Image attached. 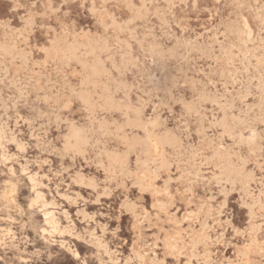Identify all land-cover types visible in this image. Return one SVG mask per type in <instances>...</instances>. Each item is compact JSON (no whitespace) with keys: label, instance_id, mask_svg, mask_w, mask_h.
Listing matches in <instances>:
<instances>
[{"label":"rangeland","instance_id":"1","mask_svg":"<svg viewBox=\"0 0 264 264\" xmlns=\"http://www.w3.org/2000/svg\"><path fill=\"white\" fill-rule=\"evenodd\" d=\"M36 1L0 0V264H264V0Z\"/></svg>","mask_w":264,"mask_h":264},{"label":"bare ground","instance_id":"2","mask_svg":"<svg viewBox=\"0 0 264 264\" xmlns=\"http://www.w3.org/2000/svg\"><path fill=\"white\" fill-rule=\"evenodd\" d=\"M38 1V0H37ZM36 1V2H37ZM111 1V0H110ZM140 1V0H139ZM143 1V0H142ZM149 1V0H148ZM155 1V0H154ZM168 1V0H167ZM167 1H165V2H167ZM111 2H113V1H111ZM256 2V1H255ZM18 3V2H17ZM156 3V2H155ZM174 3V2H173ZM172 3V4H173ZM257 3V2H256ZM175 4V3H174ZM131 5V4H130ZM50 6V5H49ZM132 6V5H131ZM135 6V5H134ZM52 9V8H51ZM148 10V9H147ZM256 12H259V11H256ZM53 13V12H52ZM166 13V12H165ZM159 14V13H158ZM105 15V14H104ZM261 15V14H260ZM264 16V15H263ZM115 17V16H114ZM261 17H262V15H261ZM28 19V18H27ZM27 19H25V20H27ZM30 19V18H29ZM168 19V18H167ZM262 19H263V17H262ZM261 19V20H262ZM33 20V19H32ZM116 21V20H115ZM124 21V20H123ZM169 21V20H168ZM260 21V20H259ZM25 22H27V21H25ZM102 23V22H101ZM100 23V24H101ZM104 24V23H103ZM143 24V23H142ZM27 26V25H26ZM25 26V24H24V27H26ZM63 26V25H62ZM137 27V26H136ZM29 28V27H28ZM35 28V27H34ZM63 28V27H62ZM65 28V27H64ZM149 28H151V27H149ZM147 29H148V27H147ZM12 30V29H11ZM127 30V29H126ZM153 30V29H152ZM264 30V29H263ZM63 31V30H62ZM130 31V30H129ZM172 31V30H171ZM80 32V31H79ZM14 33V32H13ZM137 34V33H136ZM141 34V33H140ZM152 34V33H151ZM224 34V33H223ZM20 35V34H19ZM143 35V34H142ZM22 36V35H21ZM69 36H70V34H69ZM100 36V35H99ZM144 36V35H143ZM153 36V35H152ZM156 36V35H155ZM164 36V35H163ZM67 37V36H66ZM102 37V36H101ZM115 37V36H114ZM59 38H60V35H59ZM158 38H160V37H158ZM12 39V38H11ZM73 39V38H72ZM75 39V38H74ZM128 39V38H127ZM149 39V38H148ZM62 40V39H61ZM66 40V39H65ZM76 40V39H75ZM107 41V40H106ZM138 41H140V40H138ZM141 41H142V38H141ZM152 41V40H151ZM150 41V42H151ZM157 41V40H156ZM143 42V41H142ZM147 42V41H146ZM178 42V41H177ZM176 42V43H177ZM143 43H145V42H143ZM78 44V43H77ZM108 44V43H107ZM146 44V43H145ZM162 44V43H161ZM61 45V44H60ZM63 45V44H62ZM74 45V44H73ZM109 45V44H108ZM130 45H131V43H130ZM144 45V44H143ZM142 45V46H143ZM162 45H164V44H162ZM185 45V44H184ZM111 46V45H110ZM152 46V45H151ZM187 46V45H186ZM62 47V46H61ZM159 47V46H158ZM181 47V46H180ZM79 48V47H78ZM151 48V47H150ZM167 48V47H166ZM170 48V47H169ZM187 48V47H186ZM75 49V48H74ZM73 49V50H74ZM145 49V48H144ZM153 49V48H152ZM188 49V48H187ZM190 49H192V48H190ZM70 50V49H69ZM126 50V49H125ZM137 50V49H136ZM163 50V49H162ZM161 50V51H162ZM173 50V49H172ZM176 50V49H175ZM76 51V50H75ZM96 51V50H95ZM160 51V50H159ZM179 51V50H178ZM199 51V50H198ZM61 52H62V50H61ZM64 52V51H63ZM77 52V51H76ZM164 52V51H163ZM166 52V51H165ZM200 52V51H199ZM129 53V52H128ZM151 53V52H150ZM66 54V53H65ZM78 54V53H77ZM82 54V53H81ZM81 54H79V55H81ZM204 54V53H203ZM175 55H177V54H175ZM72 55H70V57H71ZM83 56V55H82ZM178 56H179V54H178ZM186 56V55H185ZM184 56V57H185ZM73 57V56H72ZM79 57V56H78ZM130 57V56H129ZM146 57V56H145ZM152 57V56H151ZM150 57V58H151ZM155 57V56H154ZM181 57V56H180ZM80 58V57H79ZM83 58V57H82ZM131 58V57H130ZM233 58V57H232ZM64 59H66V58H64ZM84 59V58H83ZM165 59V58H164ZM177 59V58H176ZM175 59V60H176ZM26 60V59H25ZM88 60V59H87ZM135 60H136V58H135ZM138 60V59H137ZM157 61V60H156ZM183 61V60H182ZM23 62V61H22ZM87 62V61H86ZM111 62V61H110ZM121 62V61H120ZM138 62V61H137ZM161 62V61H160ZM159 62V63H160ZM163 62V61H162ZM177 62V61H176ZM185 62V61H184ZM233 62H235V61H233ZM68 63V62H67ZM69 63H70V61H69ZM139 63V62H138ZM165 63V62H164ZM167 63V62H166ZM85 64V63H84ZM94 64V63H93ZM102 64V63H101ZM143 64V63H142ZM148 64V63H147ZM80 65V64H79ZM86 65V64H85ZM105 65V64H104ZM156 65H157V63H156ZM158 65H162V64H158ZM165 65V64H164ZM100 67V66H99ZM138 67V66H137ZM167 67V66H166ZM180 67V66H179ZM146 68V67H145ZM157 68V67H156ZM161 68V67H160ZM175 68V67H174ZM178 67H176V69H177ZM233 68V67H232ZM62 69V68H61ZM164 69V68H163ZM159 70V69H158ZM91 71V70H90ZM89 71V72H90ZM103 71V70H102ZM150 71V70H149ZM156 71V70H155ZM164 71V70H163ZM170 71V70H169ZM168 71V72H169ZM177 71V70H176ZM176 71H174V72H176ZM181 71H182V73H184L183 72V70L181 69ZM60 72V71H59ZM92 72H94V71H92ZM144 72V71H143ZM167 72V73H168ZM171 72V71H170ZM62 73V72H61ZM137 73V72H136ZM145 73V72H144ZM150 73V72H149ZM90 74V73H89ZM172 74V73H171ZM235 74V73H234ZM150 75V74H149ZM154 75H155V73H154ZM161 75H163L164 76V73L163 74H161ZM160 75V76H161ZM257 75V74H256ZM125 77H126V75H125ZM144 77V76H143ZM147 77V76H146ZM158 77V76H157ZM171 77V76H170ZM172 77H174V76H172ZM152 78V77H151ZM164 77H162V79H163ZM175 78V77H174ZM173 78V79H174ZM178 78H181V77H179L178 76ZM244 78V77H243ZM89 79V78H88ZM29 80V79H28ZM165 80V79H164ZM87 81V80H86ZM126 81V80H125ZM179 81V80H178ZM29 82V81H28ZM83 82V80L81 81V83ZM88 82V81H87ZM123 82V81H122ZM146 82H147V80H146ZM163 82V81H162ZM170 82V81H169ZM118 83V82H117ZM127 83V82H126ZM209 83V82H208ZM211 83V82H210ZM128 84V83H127ZM140 84V83H139ZM152 84H153V82H152ZM176 84V83H175ZM154 85V84H153ZM81 86H84V85H81ZM129 86V85H128ZM146 86V85H145ZM159 86V85H158ZM164 86H166V85H164ZM168 86V85H167ZM171 86V85H170ZM170 86H168L170 89H173V88H171ZM179 86V85H178ZM200 86V85H199ZM154 87H155V85H154ZM157 87V86H156ZM84 88V87H83ZM91 88V87H90ZM150 88H152V87H150ZM163 88V87H162ZM168 88V90H170ZM153 89V88H152ZM166 89V88H165ZM202 89V88H201ZM238 89V88H237ZM85 90V89H84ZM139 90H141L140 88H139ZM151 90V89H150ZM158 90V89H157ZM179 90V89H178ZM152 91H154V90H152ZM165 91V90H164ZM237 91V90H236ZM259 91V90H258ZM264 91V90H263ZM132 92V91H131ZM146 92V91H145ZM179 92V91H178ZM206 92V91H205ZM141 93V92H140ZM147 93V92H146ZM159 93V92H158ZM157 93V94H158ZM164 93V92H163ZM170 93V92H169ZM239 93V92H238ZM57 94V93H56ZM123 94V93H122ZM172 94V93H171ZM175 94V93H174ZM167 95V94H166ZM169 95V94H168ZM176 95V94H175ZM116 96V95H115ZM158 96V95H157ZM180 96H182V95H180ZM117 97V96H116ZM128 97H130V96H128ZM147 97V96H146ZM150 97V96H149ZM166 97V96H165ZM140 99H141V97H139ZM157 98V97H156ZM176 98V97H175ZM184 98V97H183ZM143 99V98H142ZM150 99H151V97H150ZM181 99V98H180ZM37 100V99H36ZM68 100V99H67ZM70 100H72V99H70ZM90 100V99H89ZM119 100H121V99H119ZM119 100H118V102H119ZM183 102H184V99H181ZM122 101H124L123 99H122ZM162 101V100H161ZM186 101V100H185ZM34 102V101H33ZM47 102H49V101H47ZM177 102V101H176ZM189 102H192V101H189ZM188 102V103H189ZM132 103H134V102H132ZM137 103V102H136ZM193 103V102H192ZM231 103V102H230ZM43 104V103H42ZM125 104V103H124ZM130 104V103H129ZM140 104V103H139ZM249 104V103H248ZM56 105V104H55ZM130 105H132V104H130ZM8 106V105H7ZM133 106V105H132ZM138 106V105H137ZM134 107V106H133ZM137 108V107H136ZM57 109V108H56ZM132 109V108H131ZM240 109H241V107H240ZM51 110V109H50ZM133 110V109H132ZM185 110V109H184ZM242 110V109H241ZM153 111V110H152ZM118 112V111H117ZM51 113V112H50ZM95 113V112H94ZM138 113V112H137ZM93 114V113H92ZM113 114V113H112ZM196 114V113H195ZM50 115V114H49ZM137 115V114H136ZM159 115V114H158ZM188 115V114H187ZM64 116V115H63ZM150 116V115H149ZM198 116V115H197ZM245 116V115H244ZM137 117V116H136ZM144 117V116H143ZM184 118V117H183ZM204 118V117H203ZM216 118V117H215ZM139 119L141 120V117H139ZM149 119V118H148ZM136 120H137V118H136ZM180 120V119H179ZM237 120V119H236ZM264 120V119H263ZM130 121V120H129ZM197 121V120H196ZM200 121V120H199ZM151 122V121H150ZM168 122V121H167ZM233 122V121H232ZM125 123V122H124ZM137 123H138V121H137ZM143 123V122H142ZM157 123V122H156ZM217 124V123H216ZM74 126H75V124H74ZM180 126V125H179ZM208 126V125H207ZM127 127V126H126ZM168 127V126H167ZM216 127V126H215ZM40 129V128H39ZM139 129V128H138ZM210 129V128H209ZM182 130V129H181ZM112 131L113 130H111V133H112ZM137 133V132H136ZM138 134V133H137ZM193 134V133H192ZM258 134V133H257ZM135 135V134H134ZM138 136V135H137ZM150 136V135H149ZM151 137V136H150ZM162 137V136H161ZM166 137V136H165ZM177 137V136H176ZM94 138V137H93ZM127 138H128V136H127ZM188 138V137H187ZM25 140V139H24ZM166 140H167V137H166ZM139 141V140H138ZM155 141V140H154ZM183 141V140H182ZM156 143V142H155ZM168 143V142H167ZM172 143V142H171ZM175 143V142H174ZM178 144V143H177ZM90 146V145H89ZM46 148V147H45ZM140 152V151H139ZM65 156V155H64ZM120 159V158H119ZM122 159V158H121ZM38 165V164H37ZM40 165V164H39ZM130 165V164H129ZM58 166H59V164H58ZM52 169V168H51ZM39 171V170H38ZM54 173V172H53ZM45 175V174H44ZM157 178V177H156ZM50 180V179H49ZM86 181H87V179H86ZM85 181V182H86ZM88 182V181H87ZM76 183V182H75ZM9 189V188H8ZM94 189V188H93ZM68 196V195H67ZM81 196V195H80ZM258 196V195H257ZM72 196H70V198H71ZM248 197V196H247ZM212 198V197H211ZM73 199V198H72ZM74 201V200H73ZM227 202V201H226ZM74 206V205H73ZM56 208V207H55ZM83 215V214H82ZM220 220V219H219ZM232 224V223H231ZM233 229V228H232ZM237 232H238V230H237ZM193 238H194V236H193ZM198 239H199V237H198ZM216 239V238H215ZM178 246V245H177ZM186 246H187V244H186ZM184 248H185V246H183ZM130 250V249H129ZM85 262V261H84Z\"/></svg>","mask_w":264,"mask_h":264}]
</instances>
